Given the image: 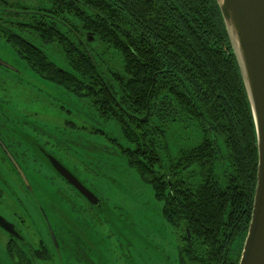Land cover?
Wrapping results in <instances>:
<instances>
[{
	"label": "trees",
	"instance_id": "trees-1",
	"mask_svg": "<svg viewBox=\"0 0 264 264\" xmlns=\"http://www.w3.org/2000/svg\"><path fill=\"white\" fill-rule=\"evenodd\" d=\"M85 2L100 14L83 18L99 39L93 61L52 28H42L39 16L24 15L40 42L60 47L64 70L42 49L13 47L41 78L77 94L87 86L95 89L92 97L102 116L105 86L115 89L119 102L134 114L145 115L152 101L172 110L169 124L187 133L188 143L173 159L162 153L167 130L164 124L151 127L156 123L151 107L147 123L133 116L123 125L131 143L124 148L128 164L151 184L163 202L164 218L183 229L180 264H238L258 161L248 98L216 0ZM123 29L130 35L123 36ZM156 136L164 144L159 148ZM220 149L229 165L221 180L214 173ZM179 171L186 180L173 177Z\"/></svg>",
	"mask_w": 264,
	"mask_h": 264
},
{
	"label": "rangeland",
	"instance_id": "rangeland-1",
	"mask_svg": "<svg viewBox=\"0 0 264 264\" xmlns=\"http://www.w3.org/2000/svg\"><path fill=\"white\" fill-rule=\"evenodd\" d=\"M0 60L12 67L0 66V116L13 120L14 138L32 141L13 145L21 148L16 153L31 189L0 152L5 180L0 181V211L14 213L32 246L43 241L53 257L45 264H178L182 231L164 219L153 187L128 164L120 147L131 145L115 122L98 116L89 100L35 74L2 41ZM39 146L57 156L101 205L78 200L65 183L58 184L55 171L32 155ZM76 237L87 246L88 258L82 246L70 251ZM5 242L0 233V264H10Z\"/></svg>",
	"mask_w": 264,
	"mask_h": 264
},
{
	"label": "flooded vegetation",
	"instance_id": "flooded-vegetation-1",
	"mask_svg": "<svg viewBox=\"0 0 264 264\" xmlns=\"http://www.w3.org/2000/svg\"><path fill=\"white\" fill-rule=\"evenodd\" d=\"M95 13L98 12H96V10H94L93 7L89 6V4L85 2V0H0V41L8 44L14 50V52L19 57V59L23 60L26 66L30 70H32L35 74L37 73L27 64L26 60L23 59L18 54L16 49L13 47L14 46L13 44L20 43L24 45H29L30 47L36 49H42L45 55L51 61L55 62L58 65V69L63 71L64 69L62 68V66H66V64L64 62L65 58L63 56L60 47H58L57 45H53L54 43H52L51 45H46L40 42V40L33 34L31 28L28 26L29 22L27 21L26 16L27 15L39 16L40 19L38 20V23L39 25L42 26V28L44 29L47 27L52 28L61 36L62 39L66 40L73 46L74 48L73 50L75 52H79V49H81L90 58V60L93 61L92 51L97 52L98 48H100V44L98 43L99 39L98 36H96L97 35L96 31L86 29V22L83 18L86 17L87 20L89 21V17L94 16ZM121 33L123 34V36H125V34L130 35V32L126 29H123ZM56 55H57V59H55ZM105 56L107 55H104V58L106 59L109 58ZM2 62L4 63V65L0 64L1 67H4L6 69H12V67L8 65L6 62L4 61ZM37 75L40 76L39 74ZM86 89H87L86 91H83L80 94L76 93L80 97L79 99L85 98L89 100L94 106V110L96 111V114L102 117L104 120L112 119L115 122L117 128L119 129L120 136L125 141L126 139L123 136V132H122L124 130L123 125L126 122H132L131 120L134 119L133 116H135L138 119L136 120L137 123L138 122L147 123L150 118L151 107H152L154 112L156 113V115L154 116L156 119V123L153 124L151 127H153L154 129V128H158L160 124H164V128L167 130L166 140H165L166 146L162 147L163 151L161 152L173 159L174 157H176L179 149L188 143V139H185L187 133L178 131V129H176L173 126V124L172 125L169 124L171 122L170 115L173 113V111L170 110L168 107L165 108L161 107V103H159V101H152V105L150 109L148 108L145 115L140 116L130 111H127L125 107L119 102L118 95H116V90L113 89L112 87L105 86V90L102 91V95L105 96L104 106L107 109L102 110L103 113L102 116L101 113L96 109L95 101L93 100L92 97V94L94 95L96 93V90L92 89L89 86H87ZM67 92L69 93L73 91L67 89ZM85 94H90V95L87 96ZM145 116H146V121L144 122L141 121V119H143ZM11 124L14 123L10 117H6L4 115L0 116V143H2L11 152L12 156L16 159L18 164L23 169L22 163L19 161L20 160L18 157L19 154L16 153L17 150L21 148L13 147V145L18 146L21 144L22 141L24 142H32V141L23 137L22 135H20L17 138H14L13 136L15 130L11 127ZM156 132L158 133L159 136L160 132L159 131ZM158 136H156L155 137L156 139L154 138L153 140L154 147L156 148H159L161 144H163V141L159 142ZM178 144H181V146L178 147ZM219 144H220L219 147H221V143ZM130 147L131 146L125 148H130ZM120 148L123 154L125 155L124 148L122 147ZM32 150H33L32 155L39 156L43 165L47 167H51L55 171L56 177L61 179L58 181V184H61L62 182L65 183L68 189L72 192V194L78 197V200H84L87 203H89L57 171L55 165L58 163L66 167L64 163L57 156H55L53 153H49L48 150L40 146L34 147L32 148ZM220 151L221 152L218 154V158L216 157L214 173L218 177V179L221 180V178H223L224 175L223 173L219 174L220 173L219 170L221 169L220 167L223 164H227L226 166L228 168L229 165L225 160V157H223L224 150L220 149ZM0 152H2L3 155L5 154L4 151L2 150L1 145H0ZM26 155H27L26 152L23 151L22 156L26 158ZM187 169L191 170L192 167H188ZM187 169H184V171L186 172ZM23 171L25 172L24 169ZM186 173L179 171L178 174L174 173L173 177L179 178L184 181L186 180L187 177L185 175ZM25 175L27 177L26 172ZM1 180H3V182L5 181L3 179L2 173H0V181ZM0 215L3 216L7 221L12 223L15 226L17 233L19 234V236L9 234L0 227V233L4 235L6 238L5 250L7 252L8 251L10 252L8 254L10 264H45L53 260L50 250L46 245L43 244V241L39 239L40 243L36 246V248L26 241V239L22 235L20 225L17 222H15V220L11 217L14 216L13 212L5 214L0 211ZM162 216H163V209H162ZM179 229H181L182 233H184L181 227ZM72 246H73L72 248H69L71 249L70 251L80 250L81 246L85 248L82 251V253L83 256L88 258L87 250H86L87 246L85 245L86 247H84L80 239H78L77 237L73 239ZM77 258H81V257H77ZM178 264H180L179 260H178Z\"/></svg>",
	"mask_w": 264,
	"mask_h": 264
},
{
	"label": "water",
	"instance_id": "water-1",
	"mask_svg": "<svg viewBox=\"0 0 264 264\" xmlns=\"http://www.w3.org/2000/svg\"><path fill=\"white\" fill-rule=\"evenodd\" d=\"M216 2L248 98L257 149V182L252 213L238 264H264V0ZM0 64L4 65L2 61ZM141 121H146V116ZM0 145L23 185L31 189L22 167L11 152L2 143ZM55 168L91 205H101L99 198L66 167L58 163ZM41 211L44 216V210ZM44 220L49 222L47 216ZM0 227L9 234L19 236L15 226L1 215ZM49 229L57 243L50 225Z\"/></svg>",
	"mask_w": 264,
	"mask_h": 264
}]
</instances>
